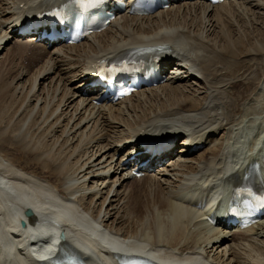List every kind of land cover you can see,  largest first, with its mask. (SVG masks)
Segmentation results:
<instances>
[{
  "label": "bare ground",
  "instance_id": "bare-ground-1",
  "mask_svg": "<svg viewBox=\"0 0 264 264\" xmlns=\"http://www.w3.org/2000/svg\"><path fill=\"white\" fill-rule=\"evenodd\" d=\"M63 1L0 0V42L13 34L10 31L17 32L15 16H25L30 11L39 12ZM182 1L175 0L176 4L170 9L155 15L134 17L122 14L102 34L86 38L89 45L85 49L79 45L58 47L60 44H54L52 50H47V44L35 39L25 41L14 34V39L5 43L0 52V254L10 248L2 244L7 232H18L13 223L8 224L9 213L32 209L33 220L40 227V233L55 239L58 232H64V249L75 251L87 264H101L91 253L107 260L99 252V247L106 246L118 250L119 254H147L163 264H264V220L248 230L224 231L221 223L216 228L208 224L204 210L197 207L202 200H199L198 190L205 193L213 186L218 191L221 183L225 187L235 182L234 188L240 186L254 163L250 160L255 156L256 139L264 134V122L258 124L255 116L264 107L259 109L250 102L254 100V90L264 78V30L257 33L262 41L258 46L248 36L251 38H247L246 42L251 48L248 51L241 38H234L233 19L243 18L240 11L247 16L248 13L253 14L251 7L239 5L238 0H226L215 6L205 0L181 5ZM259 1L264 3V0ZM177 45L184 47V52L200 69L204 85L209 90L203 97H198L201 93L197 84L189 82L188 78L181 79L183 85L178 84L181 80L169 78L164 85L138 90L117 104L100 108L95 106L93 91L85 92V89H90L89 71L95 72L99 61L122 57L142 47L163 48V60L170 61L176 54ZM250 52L253 53L244 60L242 55ZM261 53L263 59L259 57ZM18 54L29 56V68L21 64L22 60L17 62ZM36 67V71L32 70ZM79 68L83 75L78 78L82 83L71 89L70 76ZM14 70L17 73L13 74ZM32 71L30 80L25 82L24 79ZM204 102L208 105L205 106ZM193 112H198V115L192 116L190 113ZM243 116L251 121L247 131L255 132L256 128L258 131L250 153L244 154V159L234 164L231 176L227 177L231 166L228 154L233 148L230 140L241 128L242 121L238 124V120ZM122 124L128 127L126 131H121ZM236 126L240 127L235 129ZM42 128L41 135L46 142L38 145L30 138V132ZM187 128L192 132L189 136L192 145L204 138L207 140L204 147L213 144L207 153L196 156L200 151H189L185 144L181 150L185 154L179 161L166 166L159 176L147 173L145 176H150L148 180H138L133 175L138 160L151 157L145 153L142 143L164 137L173 140L170 144L173 146L176 139L187 132ZM56 130H61L57 132H62V135L58 136L57 142H52ZM88 135L89 138L92 136L91 139ZM59 139L65 150L57 152L54 149ZM112 140L124 141L125 147L127 144L134 145L127 148L128 162L116 160V163L113 160L115 154L110 157L111 170L106 175L113 168L115 173L118 170L126 172L124 177L127 179L119 184L120 189L131 177L137 184L129 191H117L114 196V193L111 195L112 189H117L121 179L100 182L101 186L94 194L96 197L101 195L103 201L96 218L94 216L91 221L87 218L91 206L84 201L86 197L89 199V194L78 195L85 190V186L71 182L74 179L70 172L74 167L69 159L77 149H81L77 169L72 172L83 173L85 164L90 169L94 165L93 159L112 151ZM75 143L77 146L70 157L62 159L64 152ZM12 146L23 152L25 162L18 164L12 158ZM136 152L141 155L133 159ZM85 156V164L79 165ZM256 156L255 161L263 166V174L264 161L260 158L264 156V151L260 149ZM164 158L156 155L149 168L157 162L161 163ZM104 159L101 158L96 166L105 167L108 160ZM171 175L176 182L171 181ZM29 198L35 199L36 209L29 207ZM114 203H117L116 207ZM105 204L115 210L109 217L103 212ZM86 228L89 230L86 231ZM27 236L28 231H19L11 248L18 247ZM104 240L105 246H102ZM48 246L51 252L47 255L52 256L55 245ZM26 252L30 258L46 257L44 253H35L32 249ZM114 256L110 254L109 257ZM0 264L12 263L6 255H1Z\"/></svg>",
  "mask_w": 264,
  "mask_h": 264
},
{
  "label": "rangeland",
  "instance_id": "rangeland-1",
  "mask_svg": "<svg viewBox=\"0 0 264 264\" xmlns=\"http://www.w3.org/2000/svg\"><path fill=\"white\" fill-rule=\"evenodd\" d=\"M197 0H183V2H180V4L181 5H183V4H189V3H194V2H196ZM200 0H198V2H199ZM189 2V3H188ZM237 2H239L240 4L239 5H241L242 6V4L243 5H245V6H247V7H251V9H252V11H253V14H250V13H248L249 14V16H247V15H245L244 13L245 12H241L240 11V14H242V16H243V18H240V16L239 17H235L234 19H233V24H234V26H235V29H234V35L236 36H234V38H236V39H238V38H241V40L244 42V44L246 43V42H248V40H247V38H250V37H248V36H251L252 37V43L253 44H255V45H259V42H262L261 40H260V38L261 37H259L258 36V31H260V30H264V3L261 1H259V0H238ZM237 19V20H236ZM254 19V20H253ZM115 31V30H114ZM114 31H113V33H114ZM237 32V33H236ZM244 40H243V39ZM254 38V39H253ZM210 39V38H209ZM254 41V42H253ZM89 45V43L87 44V42L85 41V42H83V45H81V49H85L87 46ZM246 47L247 48H249V46L247 45V43H246ZM248 51H251V48H249L248 49ZM7 51H5L4 53H6ZM253 52H250V53H246L245 55L243 54L242 56H243V59L245 60V59H248L249 58V54H252ZM24 55V54H23ZM22 54H18V59H17V62L18 63H20V61L22 60V62H21V64H23V59L25 58V60H28L29 61V66H26L27 68H29L30 67V62H31V60H29L30 58H29V56H23ZM193 55H194V53H193ZM259 57L261 58V59H263V55H262V53L261 54H259ZM21 59V60H20ZM25 65H27V62L25 63ZM0 68L2 69V66L0 65ZM38 69V67H36V68H33L32 70H34V71H36V70ZM34 71H32V72H30V74L31 75H29V76H27L25 79H24V81L25 82H27V81H29L30 79V77L32 76V74L34 73ZM14 73H17V71L16 70H14V72H13V74ZM83 74H82V69L81 68H79V69H77V71H76V73L75 74H73L72 76H70L71 77V79H72V81H70L71 83H70V85H69V87L71 88V89H73L74 87H76V86H78V85H80V83H81V81H80V79L78 78V76H82ZM13 76V75H12ZM52 76L54 77L55 75H53L52 74ZM14 77V76H13ZM185 79H187V78H185ZM200 81H202V82H200ZM198 80L197 79V81H196V79L194 80V79H190L189 78V82H193L194 84H197V89H198V91L201 93V95H198V97H203L204 96V94L206 95L207 93H209V90L207 91V88L205 87V85H204V79H202V80ZM5 82H7L8 83V80H5ZM178 84H180V85H183V83H182V81L181 82H178ZM192 84V83H191ZM47 85H48V83H47ZM54 86V85H53ZM53 88H55V87H52L51 89H53ZM200 89V90H199ZM39 90V87H37V91ZM162 92V91H161ZM160 91H159V93H161ZM260 95V96H259ZM264 95V78L261 80V82L258 84V87H257V89H255L254 90V93L252 94V97H253V101L252 102H250V105H253L254 104V106L256 105L259 109H261L262 107H264V98L262 97ZM141 96V95H140ZM134 100V99H133ZM135 100H136V98H135ZM132 102V101H131ZM204 104H205V106H207L208 105V103L207 102H204ZM204 104H202V106H201V108H203V105ZM95 105V104H94ZM246 105H247V103H246ZM32 106H34V104H32ZM96 107H98V108H100L102 105H99V106H97V105H95ZM105 106V105H104ZM196 113H198V112H193V113H190L192 116H194V115H198V114H196ZM60 114V111H58V113H57V115H59ZM56 115V116H57ZM255 118H256V120H258V124L259 123H261V122H264V110H262V112L260 111V113L258 114V115H256L255 116ZM62 121H63V119H62ZM239 122H238V124H240L241 123V121H242V124L240 125L241 126V128L240 129H238V132L237 131H235V133H236V135L235 134H233L232 136L233 137H231V140L234 138V136H235V139H233L232 141L230 140V142H232V144H233V148H232V154L229 156V159L232 161H238L240 158H242V157H244V154H245V156L246 155H248V153H250L249 151H250V148H251V146H252V143L254 142V140H255V138H256V132L258 131V129L256 128V131L255 132H251V130H250V132H248L247 131V125L249 124V123H251V121H249L248 120V118H247V116H243L242 118H240L239 120H238ZM245 123V124H244ZM247 123V124H246ZM245 126H244V125ZM122 126L123 127H121V131H126L127 129H128V127L126 126V125H124V124H122ZM239 126V127H240ZM238 126H236V127H234L235 129H237V128H239ZM243 127H244V131H243ZM43 128L40 130V131H31L30 132V138H32L36 143H38V145H40L43 141H44V136L42 137V135H41V133H43ZM57 131H61V130H56V131H54V133H53V135H52V142H54V141H56L57 142V140H58V136H60V134L62 135V132H57ZM243 131V132H242ZM239 132H240V135H238L239 134ZM246 132H248V133H246ZM57 133H59V134H57ZM247 134V135H246ZM251 134H254V136L253 135H251ZM89 135H90V133H89ZM89 135H88V138H89ZM92 137V136H91ZM91 137L89 138V139H91ZM46 139V138H45ZM63 139V138H62ZM258 139V141H257V143H258V145H257V148L256 149H258L260 146H263V140H264V134L261 136V137H259V138H257ZM221 139L219 138V141H220ZM249 140H250V142H249ZM44 142H46V141H44ZM118 142V143H117ZM121 142V141H120ZM119 141H114L113 142V140H112V142L110 143L111 144V148H112V151L111 152H109V153H107V154H105V155H103V157H97L96 159H93V162H94V165L92 166V167H90V169L87 167L88 165H86L85 164V159L87 158V156H85L83 159H81L80 160V162H79V165L80 164H85V166H84V171H83V173L81 172L80 173V171H78V172H76L77 174H73V172L72 171H74V170H76L77 169V163H78V161H79V158H80V156L82 155H78V154H80V151H82L81 149H77V151H76V153L69 159V162H70V164L72 165V167H74L73 168V170L70 172V175H72L71 176V178L72 179H74V181H71V182H74L77 186H79L80 184L82 185H84L85 186V190L84 191H81V193H78V195H84V194H89V199H88V197H86L85 199H84V201H86V203L89 205V206H91V212H90V215H87V218L89 219V220H91V221H93L94 220V216H95V218H96V216H97V213H98V211L100 210V206H101V203H102V201H103V199H102V196L101 195H99V196H97L96 197V195L94 194V192H95V190H98V188H100V186H101V183H102V181L103 182H109V181H111V182H113V180L114 181H119L120 179L122 180H120V182H118V186H117V189H112V193H111V195L114 193V196H115V194H117L118 192L117 191H125V189L127 190V191H129L132 187H135L136 185L135 184H137V181L135 180H132V179H129V180H127L126 182H125V186L123 187V188H118L119 187V184L121 183V182H123L126 178L124 177V173L125 172H121L120 170L118 171V173H115V169L113 170L114 172H112V173H109L110 175H106V173H107V171L110 169V166H109V164H110V161H111V159H110V157H112L114 154L116 155L117 154V156H115L114 157V160H117L118 162L119 161H121V160H123L124 159V161H126L127 159H128V156L126 155V154H124V152H125V150H128L130 147L129 146H127V147H125V143H124V141H122L121 143H120ZM61 143H62V140H60L59 139V142H58V144H57V146L55 147V149H54V151L55 150H58L57 152H59V150H65V149H63V147H61ZM78 143V142H77ZM77 143H75L74 145L72 144V146H70V148H68L65 152H64V154H63V156H62V159H63V157L65 158V156H68V157H70V155L72 154V152L75 150V148H76V146H77ZM95 145H96V143H94ZM119 144V145H118ZM183 139H182V136L181 137H179V140L177 141V143L175 144V146H176V148H175V151L173 152L174 154H173V156L171 157V159H174L175 158V160L176 161H179V158H180V156L183 154V153H181V148H183ZM250 144V145H249ZM119 147V148H118ZM212 147V145H210V146H207L206 147V149L205 150H203L200 154H198V155H196V156H200V155H202V154H205V153H207L208 151H209V148H211ZM95 148H97V146L95 147ZM128 148V149H127ZM92 149V148H91ZM117 149V150H116ZM208 149V150H207ZM10 154L12 155V158L13 159H15L16 161H17V163L18 164H20V163H23V162H25L26 161V156L23 154V152L20 150V149H18L17 150V148L15 149L14 148V146H12L11 147V149H10ZM116 151H117V153H116ZM120 151V152H119ZM177 151H179L180 153L178 154V152ZM71 152V153H70ZM91 152L92 151H90L89 152V154H91ZM248 152V153H247ZM255 152V151H254ZM68 154V155H67ZM189 156V155H188ZM234 156V157H233ZM239 156V157H238ZM108 157H109V159H108ZM192 157V156H191ZM194 157V156H193ZM4 158H6V159H10V158H7V157H4ZM101 158H102V160H103V158H105L104 159V161L105 160H108L106 163L108 164H105V167H98V166H96L97 164H99L98 162H100V160H101ZM233 158V159H232ZM238 159V160H237ZM174 161V160H173ZM96 162V163H95ZM88 163V162H87ZM18 164H16V165H18ZM89 164V163H88ZM76 165V166H75ZM95 166V167H94ZM94 167V168H93ZM165 167V168H164ZM155 169H157V170H155V172H153V176H155V175H157V176H159V173L160 172H163L165 169H166V166H162V165H160V166H158L157 168H155ZM111 170V169H110ZM120 173V174H119ZM80 174V175H79ZM171 174V173H170ZM117 175H118V178H116L117 177ZM152 175V174H151ZM85 176V177H84ZM172 176V175H171ZM111 177H112V179H111ZM85 178V179H84ZM93 178V179H92ZM120 178V179H119ZM117 179V180H116ZM168 179H170V178H168ZM148 180V179H147ZM98 181V182H97ZM171 181L174 183V182H176V178L174 177V176H172L171 177ZM94 182H97V184L95 183L94 184ZM101 182V183H100ZM142 182H144V181H141V183ZM87 192V193H86ZM105 196V195H104ZM98 199V200H97ZM94 200V201H93ZM93 202V203H92ZM117 206V203H114V207H116ZM121 206V204L119 205V207ZM108 207V204H105V206L103 207V212H104V214L106 215V216H110L111 215V213H114L115 212V210H113V208H111V207H109V208H107ZM93 208V209H92ZM95 208V209H94ZM93 213V214H92ZM101 216H104V215H101Z\"/></svg>",
  "mask_w": 264,
  "mask_h": 264
},
{
  "label": "snow or ice",
  "instance_id": "snow-or-ice-1",
  "mask_svg": "<svg viewBox=\"0 0 264 264\" xmlns=\"http://www.w3.org/2000/svg\"><path fill=\"white\" fill-rule=\"evenodd\" d=\"M262 202H264V200H262ZM68 264H73V262L71 260H69Z\"/></svg>",
  "mask_w": 264,
  "mask_h": 264
},
{
  "label": "water",
  "instance_id": "water-1",
  "mask_svg": "<svg viewBox=\"0 0 264 264\" xmlns=\"http://www.w3.org/2000/svg\"><path fill=\"white\" fill-rule=\"evenodd\" d=\"M28 214H29L30 216H32V212H31V211H29Z\"/></svg>",
  "mask_w": 264,
  "mask_h": 264
}]
</instances>
